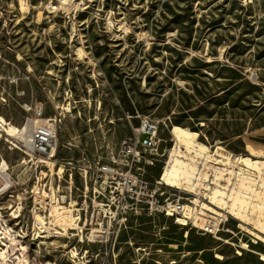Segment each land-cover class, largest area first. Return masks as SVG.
<instances>
[{
  "label": "rangeland",
  "instance_id": "rangeland-1",
  "mask_svg": "<svg viewBox=\"0 0 264 264\" xmlns=\"http://www.w3.org/2000/svg\"><path fill=\"white\" fill-rule=\"evenodd\" d=\"M63 2L0 0V114L21 127L41 104L58 137L50 166L0 131V264H264V234L207 203L200 185L196 194L163 187L224 213L198 215L217 221L212 232L161 214L109 225L91 208V180L78 227L64 230L48 202L54 193L84 208L82 169L116 154L142 118L157 124L156 150L144 153L152 163L139 166L149 183L161 180L172 125L264 168V0Z\"/></svg>",
  "mask_w": 264,
  "mask_h": 264
},
{
  "label": "built area",
  "instance_id": "built-area-1",
  "mask_svg": "<svg viewBox=\"0 0 264 264\" xmlns=\"http://www.w3.org/2000/svg\"><path fill=\"white\" fill-rule=\"evenodd\" d=\"M43 116L41 104H34L31 115L26 118L24 125H27L28 140L24 142L25 148L30 152L31 156L40 158H51L53 146L55 145L57 120L55 117ZM157 124L147 118L140 120L139 126L136 128L134 137L131 140L123 142L118 152H110L104 161L97 160L93 167L84 166L82 169L83 179V203L84 208L79 207L77 210L76 220L81 221V210H87L86 194L89 193L87 186L89 181L93 183L91 189L93 197L91 198V208L96 210L98 215L105 218L109 225L121 222L129 216L136 215H152L161 214L165 217L173 218L177 224H184L191 221V215L195 214V205L191 200L183 201L181 197L174 198L173 193L167 191L163 186H167L161 180L149 183L141 173L142 162L152 163V159L144 158V153L156 150L157 146ZM182 151L180 157H184ZM151 158V157H150ZM197 165L201 169L207 170L211 176L213 169L204 166L200 161ZM161 179V178H160ZM211 180L206 179L204 183L211 185ZM201 191L205 189L201 188ZM63 202V199H61ZM97 215V216H98ZM205 228L201 231L212 232L217 227V221L206 219ZM93 220V212L91 225ZM85 221H83L84 223ZM215 222V226L211 224ZM82 223V224H83ZM102 225V223H100ZM103 227V226H102ZM99 230L98 233H109V229L92 228ZM81 230V229H80Z\"/></svg>",
  "mask_w": 264,
  "mask_h": 264
},
{
  "label": "bare ground",
  "instance_id": "bare-ground-1",
  "mask_svg": "<svg viewBox=\"0 0 264 264\" xmlns=\"http://www.w3.org/2000/svg\"><path fill=\"white\" fill-rule=\"evenodd\" d=\"M61 1L65 2L66 0ZM78 51L81 54L82 50L78 49ZM65 109L68 110V107H65ZM0 131L4 132L8 137L11 136L24 142L28 140L27 125L16 126L11 121H7L2 114H0ZM170 133L173 139H175V144L170 151L165 168L159 174L161 181L170 187L183 189L193 194H196V189L200 185L207 190L205 193V197L208 198L207 203L212 206H218L217 208L225 214H230L233 218L246 225H251L254 230L264 234V168L257 162L248 161L238 154L229 153L223 146L218 144L219 142H216L214 146L205 144L198 140V133L196 131L186 127L172 125ZM57 144L58 137L56 135L52 156L55 155ZM180 147L184 150V157H180V154H182V151L179 150ZM46 160H48L47 163L51 166L52 162L50 158L42 159L45 163ZM198 161L203 165L209 162L215 166L211 167L210 164L205 165L213 169V185L204 183L205 178L202 169L197 165ZM216 164L227 165V167L223 168ZM6 169L7 164L2 160L0 162V174L5 172ZM58 171L61 172L62 169L59 168ZM204 171L208 173L207 170ZM226 173L229 174V177L224 178L223 175ZM253 175H257V178H259L257 186L255 183L257 178L254 179ZM218 179L228 181V186L222 185ZM195 201L200 206L199 212L197 211V213L191 215V222L193 224L194 222L198 223L194 224L195 226L205 228L207 225L205 218L198 217V215L205 214L204 210H202L203 208L210 209L220 216L225 215L222 212H217L204 202L196 199ZM48 202L50 204V214L61 224L64 230L67 226L71 228L78 227L75 223L77 216H74L72 213L76 208H70L74 204L70 203L68 206L60 205L54 193H52ZM14 213L15 211L11 212L15 216ZM34 215V220L40 224L39 228H45L43 226L44 219L40 217L41 215L39 216L38 213H34ZM211 224L213 227L215 226V222H211ZM98 231L97 229L92 230L91 234L94 235ZM69 252L71 256L75 257L76 252L73 249ZM5 256V252L0 251V257L4 259ZM22 262L21 260L18 261L19 264H23Z\"/></svg>",
  "mask_w": 264,
  "mask_h": 264
}]
</instances>
